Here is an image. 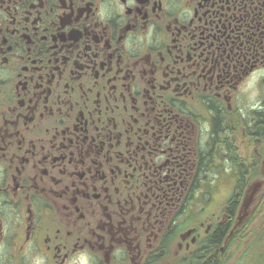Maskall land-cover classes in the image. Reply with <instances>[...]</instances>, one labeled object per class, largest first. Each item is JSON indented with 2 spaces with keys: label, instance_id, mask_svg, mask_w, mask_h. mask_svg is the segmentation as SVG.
Listing matches in <instances>:
<instances>
[{
  "label": "flooded vegetation",
  "instance_id": "1",
  "mask_svg": "<svg viewBox=\"0 0 264 264\" xmlns=\"http://www.w3.org/2000/svg\"><path fill=\"white\" fill-rule=\"evenodd\" d=\"M0 264H264V0H0Z\"/></svg>",
  "mask_w": 264,
  "mask_h": 264
},
{
  "label": "rangeland",
  "instance_id": "2",
  "mask_svg": "<svg viewBox=\"0 0 264 264\" xmlns=\"http://www.w3.org/2000/svg\"><path fill=\"white\" fill-rule=\"evenodd\" d=\"M215 184V183H214ZM212 190H211V195L213 197V201L217 203V201L219 200V198L221 197V193H219V190L217 187H215V185L211 186ZM241 255V254H240ZM239 255H236V258H239ZM241 258V257H240ZM241 262V261H240ZM239 262V263H240Z\"/></svg>",
  "mask_w": 264,
  "mask_h": 264
}]
</instances>
